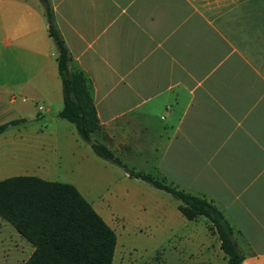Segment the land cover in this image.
Masks as SVG:
<instances>
[{
  "label": "crops",
  "instance_id": "1",
  "mask_svg": "<svg viewBox=\"0 0 264 264\" xmlns=\"http://www.w3.org/2000/svg\"><path fill=\"white\" fill-rule=\"evenodd\" d=\"M48 2L90 82L94 140L125 167L208 199L232 228L240 264H264V0ZM56 55L39 0H0V124L22 119L0 133V180L71 184L114 232L110 264H208L210 252L226 264L208 220L186 219L177 199L189 228L165 247L133 243L150 237L140 227L168 198L97 156L57 115ZM33 250L0 217V264H24Z\"/></svg>",
  "mask_w": 264,
  "mask_h": 264
},
{
  "label": "trees",
  "instance_id": "2",
  "mask_svg": "<svg viewBox=\"0 0 264 264\" xmlns=\"http://www.w3.org/2000/svg\"><path fill=\"white\" fill-rule=\"evenodd\" d=\"M48 21V34L56 47V66L61 82L62 106L57 115L75 127L80 138L103 159L123 166L130 177L148 182L179 201L178 210L188 220L203 216L219 240L226 264H240L241 255L232 239V228L222 213L205 197L174 187L163 176L127 168L102 143L91 140L100 131L91 97V85L72 65L53 23L48 0H39ZM15 119L0 124V133ZM0 217L34 245L24 264H110L114 232L91 205L68 183L46 181L35 176H11L0 180ZM209 226V227H210Z\"/></svg>",
  "mask_w": 264,
  "mask_h": 264
},
{
  "label": "rangeland",
  "instance_id": "3",
  "mask_svg": "<svg viewBox=\"0 0 264 264\" xmlns=\"http://www.w3.org/2000/svg\"><path fill=\"white\" fill-rule=\"evenodd\" d=\"M38 105H40L41 107L46 106L45 103L38 104ZM41 110H42V108H41ZM42 112L44 113V110H42ZM46 115H47V113H44V116H46ZM48 127H51V125L49 124ZM99 132L100 131H97L95 133L99 134ZM92 138L94 140L95 137L92 135ZM148 174L156 176V174L151 173V172H149ZM163 194H165L168 198V200L163 203L164 212L160 216L155 217L153 220L148 221L147 224H144L140 227V230L143 233L150 235V237L142 238L143 240H141V241L136 240V242H133V243H135V245H140V244L145 245L148 247V249L150 248V246L165 247V246H167L168 241L170 239H172L171 235L174 233V231H178L177 234L182 232V231L184 232V229H185L184 224L187 225L186 229L189 228L190 223L187 224L186 222H182L179 220L182 217H179V213H178L177 209L175 208V205L177 204L178 201L176 199H174L173 197H171L168 193L164 192ZM85 195L88 197L87 194H85ZM202 220H204V219H202ZM203 222H205V220ZM141 224H142V221H140V225ZM193 225H194V223H193ZM209 226H210V223L208 224V228H211V226L210 227ZM212 250H214V248H213V246H210V251H212ZM130 255L134 256L135 254L130 253ZM150 255H151V253L145 252L142 254V257H143V259H147ZM209 255H210V259H209L208 264H223L221 254H219V253L216 254V253L210 252Z\"/></svg>",
  "mask_w": 264,
  "mask_h": 264
}]
</instances>
